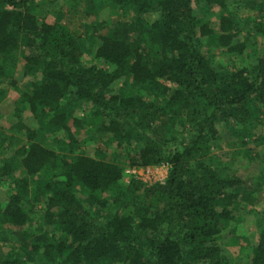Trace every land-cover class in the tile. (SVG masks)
<instances>
[{
  "label": "trees",
  "instance_id": "1",
  "mask_svg": "<svg viewBox=\"0 0 264 264\" xmlns=\"http://www.w3.org/2000/svg\"><path fill=\"white\" fill-rule=\"evenodd\" d=\"M77 1L116 15L82 36L34 0H0V103L10 91L13 118L64 133L51 146L17 121L28 136L11 157L0 138V264H233L215 237L252 193L232 168L240 151H213L218 126L264 125V0H233L258 17L253 63L232 0H66L65 12ZM95 138L116 161L79 153ZM160 165L161 182L122 181L126 167ZM254 238L243 264H264V215Z\"/></svg>",
  "mask_w": 264,
  "mask_h": 264
},
{
  "label": "rangeland",
  "instance_id": "2",
  "mask_svg": "<svg viewBox=\"0 0 264 264\" xmlns=\"http://www.w3.org/2000/svg\"><path fill=\"white\" fill-rule=\"evenodd\" d=\"M39 5L34 9H54L57 12V19L62 23H66L70 30L79 35L90 33L91 21L98 19H105L111 15H116V11L108 6H103L99 10H91L87 3L77 1L74 2L73 9L66 10V0H34ZM51 2V3H50ZM239 3L229 1L225 9L226 12L234 15L240 21V29L244 35L247 43L244 58L253 63L252 48V32L247 29L252 25L253 21L258 18L256 13L252 10L238 7ZM200 5L194 4V11L196 15L201 16ZM256 51V50H254ZM208 53L214 57L216 55L213 48L208 49ZM18 56L24 55L22 49L18 50ZM215 60H220L227 64L230 69L240 66L231 56L220 57L216 55ZM123 79L115 81V87H120ZM22 84V83H21ZM20 84V86H21ZM5 85V84H4ZM9 89V88H8ZM12 92L9 91L8 95L3 102L0 103V138L5 137L6 143H2L4 157H11V152L14 148L27 141V134L24 129L16 128L14 125L17 121L35 133V138L41 143H50L51 146L57 142L58 139L63 138L64 133L60 129H52L48 126H41L40 122L32 116L29 111L20 112L18 119L12 117ZM85 109V108H84ZM89 110V108H88ZM86 110H82V115ZM261 117V116H260ZM46 125V124H45ZM218 133L220 136V144L213 153L219 155L222 159H229L234 151H240L239 156L232 162V168L243 179L242 189L248 190L252 193L250 200H241L234 208L237 216L234 222L228 223L223 227L222 231L215 237V242L219 244L229 257L233 260V264H243V259L250 253L251 246L254 245V229L255 219L258 215H264V125H259L255 128L245 127L244 130L231 126H218ZM92 133L84 132L83 137H88ZM107 147V148H106ZM56 151L61 152L59 147L56 146ZM99 149L102 152H99ZM109 149V150H105ZM63 152V151H62ZM79 153H84L89 156H97L99 159L106 161H116L118 158V150L115 148L114 143L110 146H103L95 138V141H85L80 144ZM98 153V154H97ZM1 155V156H3ZM0 156V157H1ZM129 167L123 170V183H127L130 179L136 178L145 183L161 182L165 179L168 167L166 165L139 167L133 171L127 172ZM42 177L37 175L33 181H39ZM258 179L260 182L255 184L254 180ZM33 183V182H32ZM9 183L3 181L0 183V202L7 199ZM38 221V215L33 219L30 225L33 229L35 223ZM1 246L0 255L3 256L7 251L6 244ZM29 264V263H28ZM37 264V263H36Z\"/></svg>",
  "mask_w": 264,
  "mask_h": 264
},
{
  "label": "built area",
  "instance_id": "3",
  "mask_svg": "<svg viewBox=\"0 0 264 264\" xmlns=\"http://www.w3.org/2000/svg\"><path fill=\"white\" fill-rule=\"evenodd\" d=\"M135 169H139V168H136V167H130L129 169H127V172H129V171H133V170H135Z\"/></svg>",
  "mask_w": 264,
  "mask_h": 264
}]
</instances>
